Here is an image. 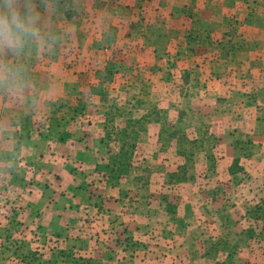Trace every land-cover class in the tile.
Here are the masks:
<instances>
[{
  "label": "crops",
  "instance_id": "1",
  "mask_svg": "<svg viewBox=\"0 0 264 264\" xmlns=\"http://www.w3.org/2000/svg\"><path fill=\"white\" fill-rule=\"evenodd\" d=\"M218 1L223 0H16L22 16L31 5L38 18L36 35H26L16 54L0 52V174L8 177L0 193L11 202L1 206L9 214L0 219V264H32L30 258L53 241L49 234L95 243L122 227L141 240L139 186L125 184L126 176L112 185L96 171L111 154L106 133L115 127L111 116L119 109L121 120L125 114L139 120L120 121L118 127L143 128L136 150L157 147L140 152L146 161L166 159L173 139L163 129L207 131L231 151L249 141L246 157L221 154L229 185L221 184L219 193L229 189L232 199L222 196L227 206L208 217L234 225L247 209L264 206V12H216ZM232 15L243 21V38L220 41ZM111 88L120 103L115 108L102 101ZM176 94L188 99L193 119L207 121L163 120L180 98ZM200 137L190 139L205 143ZM237 158L246 160L245 183L242 171H229ZM9 163L15 168L8 170ZM250 214L264 227L261 213L258 219ZM166 219L170 235L193 224L186 219L179 228ZM241 240L262 244L253 262L264 264V237Z\"/></svg>",
  "mask_w": 264,
  "mask_h": 264
},
{
  "label": "rangeland",
  "instance_id": "2",
  "mask_svg": "<svg viewBox=\"0 0 264 264\" xmlns=\"http://www.w3.org/2000/svg\"><path fill=\"white\" fill-rule=\"evenodd\" d=\"M216 3L214 6L216 12H247L248 17L253 12H264V0H223ZM242 22L240 23L233 15L229 16V20L225 22L227 33L220 38V41L224 38L228 42L238 40L239 37L242 39ZM208 28L210 29L207 26L205 31ZM205 36L206 39L209 38L207 34ZM114 93L115 90L111 88L107 95H104L105 98L102 101L104 100L105 106L114 107L120 104L115 100ZM176 96L180 98L176 97L175 101L171 98L172 109H168L167 113L162 115L163 120L167 119L168 122H177L182 125L192 121H207L199 117L193 119L192 106L188 99H181V94H176ZM137 106L136 102L134 107L138 109ZM122 117V109H119L118 112L114 111L111 116V121L115 126L107 131L110 132L107 146H110L108 152L111 154L116 152L115 147L119 149L120 143L118 142L119 145L114 146V142L118 141L121 136L123 137L122 131H125V135L130 133V130L126 131L118 127L120 121L136 122L139 120L131 114H125L123 120H121ZM163 131L165 134H171L170 138L173 139L172 141L168 140L166 144L164 162H159L156 159L149 161L141 159L140 152L156 149L157 147L153 145L144 149L136 150L135 148L134 152L137 153L135 157L132 155L131 173L125 177V184L132 183L134 186H139V199L136 202L140 203V209L137 218L141 222H145L138 237L141 240L129 237L122 227L118 230L112 228L110 230L111 238L104 234L102 241L95 243L92 239H88L85 243L73 238L71 240L63 239L57 233L49 234V237L54 236L53 241L49 239L50 243L46 252L41 256L30 258L32 264H79V261H76L79 258L90 260L93 264H255L253 259L256 260L257 256L261 257L258 247L263 248L262 244L260 245L257 240L246 243L247 241L243 242L241 239L245 238L249 228L254 231V239H261L264 237V227L252 220V216L248 215L249 209L246 210V217H242L234 225L232 221L224 224L220 221L214 222L212 218L208 217L209 214L221 212L222 210H219L221 206H227L222 202V196L223 201L232 199L229 189L225 194L219 193L221 184L224 186L228 184L225 181L227 180L225 172L227 162L222 160L221 154L226 151L230 154L237 152L246 157L245 152L249 154L250 147H247L248 150H244L245 146L236 145L233 152L230 149L231 146L217 144L216 139L210 137L212 134L210 133L209 136L207 131L203 133V130L177 127L174 130L163 129ZM194 136H198L200 140L202 138L200 136H205V143H194L190 139ZM107 160L108 156L103 163H106ZM245 164L246 160L243 158L239 159V162L233 167V170L242 171L241 180L243 183L249 179L247 178L248 172L243 171L246 169ZM0 168H2V164ZM7 168L8 170L15 168V164L9 163ZM160 172L162 175L163 172L166 173L158 177L157 173L160 174ZM6 180L8 177L0 174V182ZM160 182H162V187H159ZM7 195V193H0V219L9 214L8 210L1 207L11 203ZM133 197L131 196L128 202L129 208H133V203H135ZM244 208L246 209V207ZM245 209L240 210V213H244ZM129 210L133 211V209ZM166 210L172 215L166 217L164 215ZM179 214L183 216V219ZM166 218L173 223L176 222L177 226L182 222L185 225L186 219L193 220V224L189 231L184 232L177 229V232L180 231L178 233L181 234L170 235L172 229H167L169 225L165 223L167 222ZM166 229L167 231H165ZM257 245L259 246L257 247ZM251 249L253 252L250 251Z\"/></svg>",
  "mask_w": 264,
  "mask_h": 264
},
{
  "label": "trees",
  "instance_id": "3",
  "mask_svg": "<svg viewBox=\"0 0 264 264\" xmlns=\"http://www.w3.org/2000/svg\"><path fill=\"white\" fill-rule=\"evenodd\" d=\"M144 121V119H143ZM143 128L140 127L137 130H131V132L129 134L126 133L125 135V131H122L123 137L121 136V138H118V142L120 143L119 149H118V153L116 154H108V160L106 163H101L99 165L96 166V171H98L99 173H102L107 182L114 185L117 184L119 182V180H121L123 177L127 176L129 171H130V167L132 164V155L134 153V150L136 148V136H137V131H142ZM106 137L110 138V132L106 133ZM242 142H237L236 145H242L245 146L243 147L244 150H248V146L250 145V142L247 141V143H242ZM235 145V146H236ZM245 155L248 156V152H245ZM239 162V159H234L229 171L231 174H234L235 171L233 170L234 165H236V163ZM249 213H251L254 217V219H258L261 215L264 218V206L261 205L253 210H251V212L249 211ZM261 213V215L259 216V214ZM246 236L247 238H252L255 234L254 231L252 230V228H249L246 231ZM79 264H93L92 261L90 260H84L82 258H79L78 260Z\"/></svg>",
  "mask_w": 264,
  "mask_h": 264
},
{
  "label": "clouds",
  "instance_id": "4",
  "mask_svg": "<svg viewBox=\"0 0 264 264\" xmlns=\"http://www.w3.org/2000/svg\"><path fill=\"white\" fill-rule=\"evenodd\" d=\"M38 17L33 15L32 6H28V13L22 16L16 0H3L0 5V52L9 49L13 54L23 46L26 35H36L34 27ZM3 76L0 75V80Z\"/></svg>",
  "mask_w": 264,
  "mask_h": 264
}]
</instances>
